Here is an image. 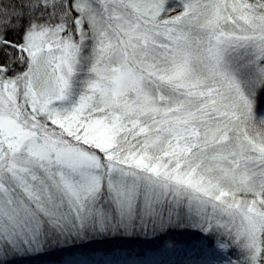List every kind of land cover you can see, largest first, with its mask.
I'll return each mask as SVG.
<instances>
[{
  "label": "snow or ice",
  "instance_id": "6c2138e0",
  "mask_svg": "<svg viewBox=\"0 0 264 264\" xmlns=\"http://www.w3.org/2000/svg\"><path fill=\"white\" fill-rule=\"evenodd\" d=\"M0 264H264V0H0Z\"/></svg>",
  "mask_w": 264,
  "mask_h": 264
},
{
  "label": "trees",
  "instance_id": "16d2710c",
  "mask_svg": "<svg viewBox=\"0 0 264 264\" xmlns=\"http://www.w3.org/2000/svg\"><path fill=\"white\" fill-rule=\"evenodd\" d=\"M137 247H138V248H139V247H147V245H146V244H143V243H140V244L137 245Z\"/></svg>",
  "mask_w": 264,
  "mask_h": 264
}]
</instances>
